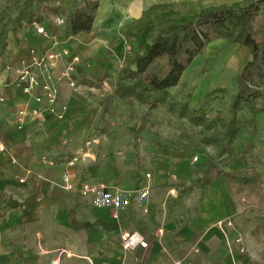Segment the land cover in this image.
<instances>
[{
    "label": "crops",
    "instance_id": "crops-1",
    "mask_svg": "<svg viewBox=\"0 0 264 264\" xmlns=\"http://www.w3.org/2000/svg\"><path fill=\"white\" fill-rule=\"evenodd\" d=\"M19 1L0 0V264H262L254 252L264 243L254 235L264 226L253 215L260 210L233 195L226 179L201 181L211 158L205 151L192 157L186 147L144 144L135 135L138 119L126 117L136 102L112 98L121 70L136 69L147 28L173 19L177 5L210 0H92L98 2L93 28L78 34L64 17L50 16L41 24L81 58L75 85L57 83L62 118L47 111L44 122L27 115L21 124L19 112L38 103L19 89L17 74L52 41L37 33L24 16L26 0L18 7ZM78 1L85 0H57L69 13ZM244 48L246 64L251 53ZM64 67L58 61L53 74ZM257 122L258 131L240 134L234 147L250 149L248 160L264 176V111ZM245 167L236 159L225 170ZM85 183L108 189L98 197L81 191ZM116 196L126 200L117 217L110 204ZM228 219L231 226H218ZM123 231L137 232L148 246L125 249ZM244 243L250 257L239 252Z\"/></svg>",
    "mask_w": 264,
    "mask_h": 264
},
{
    "label": "trees",
    "instance_id": "trees-1",
    "mask_svg": "<svg viewBox=\"0 0 264 264\" xmlns=\"http://www.w3.org/2000/svg\"><path fill=\"white\" fill-rule=\"evenodd\" d=\"M97 8L98 2L92 0L75 2L71 13L57 0H26L23 6L24 16L31 25L58 15L67 20L72 34L92 30ZM219 38L247 47L251 53V59L235 78L237 91L229 107L230 119L208 117L209 97L213 98L216 91L207 97L205 104L193 108L178 103L171 94V89L179 85L194 59L210 42ZM136 50V69L126 67L121 70L112 95V98L118 95L130 103L138 102L147 107L137 120L136 137L146 130L152 133L147 125L151 122L153 126L159 121H150L151 115L164 107L182 122L181 137L188 142L184 147L191 149L192 136L189 139L186 136L192 129L183 123L188 119L196 129L199 128L200 144L213 145L216 149L215 158L211 157L206 163V175L201 181L211 183L226 179L233 195L246 198L264 217V176L257 161L248 160L250 149L236 151L234 147L240 134L258 131L257 117L264 111V0L206 8L196 20L159 26L149 48L145 52ZM161 59L166 60L165 64H158ZM198 147L197 152L204 151ZM236 159L244 160L246 167L236 172L225 170L226 164ZM254 235L258 240L262 238L264 226L258 225Z\"/></svg>",
    "mask_w": 264,
    "mask_h": 264
},
{
    "label": "rangeland",
    "instance_id": "rangeland-1",
    "mask_svg": "<svg viewBox=\"0 0 264 264\" xmlns=\"http://www.w3.org/2000/svg\"><path fill=\"white\" fill-rule=\"evenodd\" d=\"M248 1L249 0H238L231 3V0H210L208 3L202 5L200 4L199 6L197 4H191L188 5V7L177 5L176 13L174 14L175 17L173 19H169L167 21L163 19L157 20L153 23L151 28H147V30L145 31L146 33L143 36L142 43L139 45V50H145L150 45L153 38L157 34L159 26L181 24L196 20L199 13L206 8L209 9L232 4H246ZM23 2L24 0H20V4H18L17 6L20 7ZM188 8L191 9L188 10ZM182 10H184V12H181ZM62 48L63 46H61L60 49ZM247 55V50L238 44L228 42L221 38L213 40L190 64V66L185 71L179 85L171 89V94L176 97L178 103L188 104L190 108H193L200 107L205 104L207 97L211 93L216 91L217 93L213 98L209 97L210 100L208 106V117H224L226 119H230L231 113L229 112V107L237 91L235 78L238 75V72L241 70L243 64H245ZM165 62V59H161L158 64L163 65L165 64ZM115 84H118V82H116ZM131 106H129L126 110L128 123H134V121L136 122V119H138L147 111V107L140 105L138 102H136L135 105ZM246 115L249 116L248 113H246ZM151 116L152 118H150V121H159L160 124L158 123L151 126V122H149L147 127L151 128L152 133L149 134L147 130L141 133V140L144 144H159L170 147H184V145L188 143L185 138L181 137L182 122L178 121L176 117L168 113L166 108H159L158 110L154 111ZM183 123H186V126L192 129L187 132L190 134L193 133V135L189 134L188 136H186L187 139L192 136L191 139L194 143L193 147L190 149V151L192 152V157L195 155H198L199 157L201 156L196 151V148H199V145L200 148L205 151L204 154L215 158L216 149L213 147V145H209L206 147V145H204L203 143L200 144L199 139L201 138H199L200 135L198 134L199 128L196 129L188 119H186ZM128 134L130 135L131 139L132 133L128 132ZM242 139L245 140L246 138ZM261 158L264 159V155H260V159ZM253 215L256 218V223L258 222L259 217L260 219L264 218L261 211H255ZM255 226L256 225L251 226L252 229H255ZM260 245V248L254 251L256 253L258 252V255L255 259L263 264L264 243H261ZM249 251L250 247L245 243L239 248V252L243 255H247L248 257H250Z\"/></svg>",
    "mask_w": 264,
    "mask_h": 264
},
{
    "label": "built area",
    "instance_id": "built-area-1",
    "mask_svg": "<svg viewBox=\"0 0 264 264\" xmlns=\"http://www.w3.org/2000/svg\"><path fill=\"white\" fill-rule=\"evenodd\" d=\"M56 23L62 24L63 19L61 17L56 18ZM35 27L38 34L43 35L47 39L52 41L51 46L40 56L36 57L34 62L21 69L16 77L17 86L26 94H34L35 100L38 105L35 108L28 110H21L19 112L18 122L20 124L25 120L27 115L39 122L45 121L46 112L50 111L55 113L58 118H62L61 113L56 112V103L59 94L58 82L66 80L71 86L75 85L73 74L76 72V67L80 63L81 58L79 55L72 53L68 47L61 48L62 43L55 38L46 27L41 23H35ZM65 61L64 70L59 76L54 75V69L56 68L58 61ZM0 101H5V98L0 94ZM198 157H194V161H197ZM68 178V175L66 176ZM25 179L22 178V181ZM68 189H72L71 184L67 185ZM84 193H93L96 196H104L108 186L105 184L90 185L88 183L83 184L80 187ZM104 194V195H103ZM110 204L113 205V214L117 217L118 210L126 204L124 197H114ZM231 226L232 221L228 219L218 223L220 228L225 226ZM163 234L162 230L158 231V235ZM122 246L129 250L135 249L138 246L147 247L148 243L137 232L123 231L121 233ZM197 251V249H195ZM69 253V252H67ZM175 264H181L182 261H174Z\"/></svg>",
    "mask_w": 264,
    "mask_h": 264
}]
</instances>
